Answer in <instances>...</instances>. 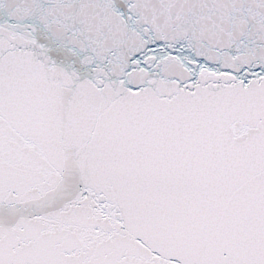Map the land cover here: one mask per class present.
I'll use <instances>...</instances> for the list:
<instances>
[{
    "label": "snow or ice",
    "instance_id": "1",
    "mask_svg": "<svg viewBox=\"0 0 264 264\" xmlns=\"http://www.w3.org/2000/svg\"><path fill=\"white\" fill-rule=\"evenodd\" d=\"M0 264H264V0H0Z\"/></svg>",
    "mask_w": 264,
    "mask_h": 264
}]
</instances>
